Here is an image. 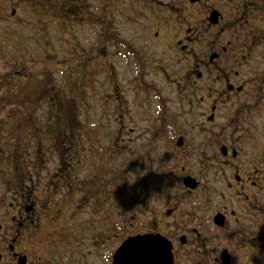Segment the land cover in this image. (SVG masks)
<instances>
[{
	"label": "flooded vegetation",
	"instance_id": "af4514ba",
	"mask_svg": "<svg viewBox=\"0 0 264 264\" xmlns=\"http://www.w3.org/2000/svg\"><path fill=\"white\" fill-rule=\"evenodd\" d=\"M125 1L114 11L135 35L114 20L122 41L93 48L109 34V0H87L79 24L93 37L84 84L101 74L104 111L77 97L45 108L44 87L0 109V264H112L140 236L159 264H264V0ZM38 2L0 0V44L19 7L36 17ZM62 85L47 84L54 97ZM126 91L144 107L128 111Z\"/></svg>",
	"mask_w": 264,
	"mask_h": 264
},
{
	"label": "trees",
	"instance_id": "16d2710c",
	"mask_svg": "<svg viewBox=\"0 0 264 264\" xmlns=\"http://www.w3.org/2000/svg\"><path fill=\"white\" fill-rule=\"evenodd\" d=\"M38 4L34 6H30V8H37L38 15L36 18L40 16L43 17V20L48 21L49 25H53V33H59V38H62L64 42L69 41L71 46L70 55L61 60L59 63V59L57 58V53L62 50L53 51L52 53L45 56L46 59H41L39 61L40 65H37L40 70L41 77L37 78L35 81H27L22 82L20 77H25L24 73V65L20 61L15 63H9V68L11 69L9 74L5 76V85L8 87L5 95L0 97V109H4L6 106L13 104L9 108H25L27 107L28 100L25 99L24 94H34L35 92H39V90L44 87V94L40 97V100L37 101L38 105L41 103L44 104L45 108H61L63 110H70L74 107L75 99L71 97L74 91V87H79L80 93L85 91L86 85L84 84V78L86 77L87 71H90L91 64L89 63V59L86 57L90 51L88 49L79 48V44L77 42V31L76 26L79 24H84L88 22L90 19L88 16V11L86 9L87 0H38ZM122 0H109V34L107 37L100 36L97 38L95 42L94 49H97L102 46L104 39H110L111 42H116L118 40L122 41L121 38L117 35L114 28V7L121 5ZM30 16V15H29ZM34 17V16H33ZM19 28V27H18ZM17 29V28H15ZM23 31V30H22ZM47 35V34H46ZM47 38V37H46ZM46 44L49 43L48 39H46ZM73 41V43H72ZM3 43L0 45L1 51ZM4 55V54H3ZM9 56V55H8ZM78 58L79 64V75L78 82L73 84L71 81V64L73 59ZM39 60V59H38ZM75 61V60H74ZM96 63V62H95ZM60 65L62 70V79L63 85L61 86L62 93L59 97H54V90H50L47 86L48 83L51 84V70ZM95 68V67H94ZM13 70V71H12ZM27 77V76H26ZM80 77V78H79ZM16 89V90H15ZM24 92V93H23ZM23 94V95H22ZM36 95V94H35ZM35 95L31 97H36ZM83 96L77 98V102L80 104L84 103ZM64 118V117H62ZM22 137L17 138L14 144L15 150L21 148L22 145Z\"/></svg>",
	"mask_w": 264,
	"mask_h": 264
},
{
	"label": "rangeland",
	"instance_id": "374dc122",
	"mask_svg": "<svg viewBox=\"0 0 264 264\" xmlns=\"http://www.w3.org/2000/svg\"><path fill=\"white\" fill-rule=\"evenodd\" d=\"M126 4H129V0L125 1ZM30 5V3H29ZM118 11L121 12L123 9L122 5L116 6ZM31 14V11H30ZM114 20L116 28L121 29V31L124 34H130L135 35L136 28L130 26L127 24L120 15L114 11ZM12 23L10 25L15 29L12 33L11 37L8 39L3 40V51L0 49V97L2 95L8 94V87H6L5 83V76L9 74L10 68L9 63H15L21 60V62L24 65V73L27 75V77L23 76L20 77L22 82L31 81L30 77L34 74L37 75V78L40 76V70L38 69L37 65H40L39 61L41 59H46L45 56L52 53L53 51L62 50V53H58L57 58L58 59H64L70 55L71 46L70 42L62 40V38H59V33H53V25H49L48 21H44L43 17L40 16L39 18L33 17V16H26L25 8L19 7L17 10L16 18L13 20H10ZM5 22L0 21V31L5 28ZM20 27V28H18ZM78 32L76 35L77 42L79 44V48L81 49H88L90 40L93 38L89 36V30L83 26H78ZM23 30V31H22ZM47 34V35H46ZM47 37V38H46ZM46 39H48L49 43L46 44ZM73 43V41H72ZM1 45V44H0ZM70 51V52H69ZM60 52V51H58ZM4 54V55H3ZM9 55V56H8ZM59 56V57H58ZM39 59V60H38ZM78 58L75 59L77 61ZM112 60L116 64V68L118 70V73L120 74V78L122 77L123 69H124V60L123 58H117L113 57ZM13 71V70H12ZM57 73V72H56ZM127 75V74H125ZM99 81H97L94 84H90L89 86L86 85L85 88V99L88 102L89 108L94 110L95 115H99L102 111H104L107 107L105 106V103L103 101V83H99L102 81L101 74L98 75ZM101 78V79H100ZM149 79V77H147ZM61 76L59 77V74H55L52 80V84H57L59 82H63V79L61 81ZM125 83H123L124 85ZM158 86L160 87L161 84L157 82ZM129 88V85L125 84ZM16 90V89H15ZM166 90L167 94L172 95L174 97L175 91H169ZM24 93V92H23ZM23 95V94H22ZM25 99L29 101L30 94H24ZM82 96L80 93L79 87L75 88L73 94L71 97L78 98ZM87 95V96H86ZM132 94V92L127 93L125 92V99L127 100V110L131 113L134 112V110H138L142 107H144L143 99H139V96H135ZM142 95H140L141 97ZM146 101V100H145ZM151 108H153V104L155 103L154 100L149 99L148 102ZM13 104H10L8 106H12ZM79 105L76 99V104ZM173 108H176L177 105L173 104ZM6 106L4 109H9V107ZM14 108V107H13ZM111 107L109 106L108 109ZM3 109V108H2ZM138 130H136L137 133ZM136 133H133L135 135ZM16 134V133H15ZM23 136H26V133H24V129H22V132H20ZM16 142V141H15ZM16 148V147H15Z\"/></svg>",
	"mask_w": 264,
	"mask_h": 264
},
{
	"label": "water",
	"instance_id": "95a60500",
	"mask_svg": "<svg viewBox=\"0 0 264 264\" xmlns=\"http://www.w3.org/2000/svg\"><path fill=\"white\" fill-rule=\"evenodd\" d=\"M155 245L157 242L150 236L130 237L115 250L112 264H159L156 261L163 262V258H156Z\"/></svg>",
	"mask_w": 264,
	"mask_h": 264
}]
</instances>
